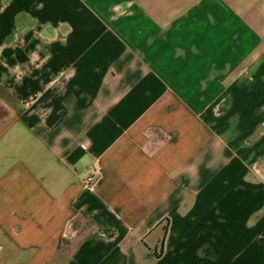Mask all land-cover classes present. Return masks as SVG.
I'll return each mask as SVG.
<instances>
[{"label": "crops", "instance_id": "1", "mask_svg": "<svg viewBox=\"0 0 264 264\" xmlns=\"http://www.w3.org/2000/svg\"><path fill=\"white\" fill-rule=\"evenodd\" d=\"M213 262L264 264V0H0V264Z\"/></svg>", "mask_w": 264, "mask_h": 264}, {"label": "built area", "instance_id": "2", "mask_svg": "<svg viewBox=\"0 0 264 264\" xmlns=\"http://www.w3.org/2000/svg\"><path fill=\"white\" fill-rule=\"evenodd\" d=\"M82 148L86 149V145H82ZM100 172V165L98 161H95L93 164L92 172L84 179L83 183L86 186H91L94 184L97 180V176L99 175Z\"/></svg>", "mask_w": 264, "mask_h": 264}, {"label": "trees", "instance_id": "3", "mask_svg": "<svg viewBox=\"0 0 264 264\" xmlns=\"http://www.w3.org/2000/svg\"><path fill=\"white\" fill-rule=\"evenodd\" d=\"M156 255H157V257H159L161 255V253H157Z\"/></svg>", "mask_w": 264, "mask_h": 264}, {"label": "rangeland", "instance_id": "4", "mask_svg": "<svg viewBox=\"0 0 264 264\" xmlns=\"http://www.w3.org/2000/svg\"><path fill=\"white\" fill-rule=\"evenodd\" d=\"M210 264H216V262L210 263Z\"/></svg>", "mask_w": 264, "mask_h": 264}]
</instances>
